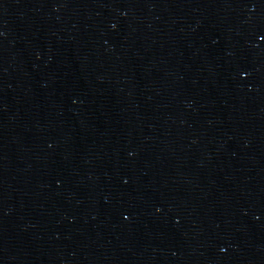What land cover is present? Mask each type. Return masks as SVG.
Here are the masks:
<instances>
[{"label": "water", "instance_id": "95a60500", "mask_svg": "<svg viewBox=\"0 0 264 264\" xmlns=\"http://www.w3.org/2000/svg\"><path fill=\"white\" fill-rule=\"evenodd\" d=\"M0 264H264V0H0Z\"/></svg>", "mask_w": 264, "mask_h": 264}]
</instances>
